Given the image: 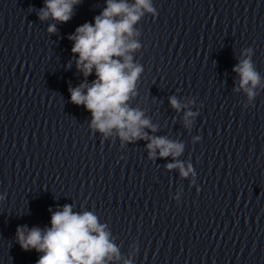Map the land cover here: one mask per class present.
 Masks as SVG:
<instances>
[{
	"label": "clouds",
	"instance_id": "9594fccd",
	"mask_svg": "<svg viewBox=\"0 0 264 264\" xmlns=\"http://www.w3.org/2000/svg\"><path fill=\"white\" fill-rule=\"evenodd\" d=\"M81 0H44L39 11L41 20L53 19L60 23L68 22L73 16V6ZM149 13L156 15L152 0H106V7L94 17V23H84L76 28L68 38L72 40V53L77 56L76 67L86 78L95 70L96 79L91 84L85 82L75 88H69L71 102L83 105L91 113L90 127L108 137L115 130L122 142L148 140V157L154 159L172 157L174 162L165 167L178 169L182 178L194 174L192 164L178 160L184 151V145L166 137H149L144 128L156 131L150 120L144 118V112L131 108L136 83L144 71L133 62L132 52L141 47L134 39L140 35L135 25ZM49 33L56 32V26L50 25ZM251 53L252 49L245 50ZM239 77V87L235 91L246 93L249 101L257 95L261 85V76L251 57L240 60L233 68ZM171 106L179 111L181 105L175 96L170 98ZM196 113H185L184 125L190 127ZM196 140L201 137L197 136ZM51 211V209H49ZM51 227L41 229L27 225L18 226L16 239L22 250H35L42 253L36 264H113L120 260L119 249L98 217L91 211L73 212L72 205L65 204L62 210L51 214ZM125 264H130L125 261Z\"/></svg>",
	"mask_w": 264,
	"mask_h": 264
}]
</instances>
